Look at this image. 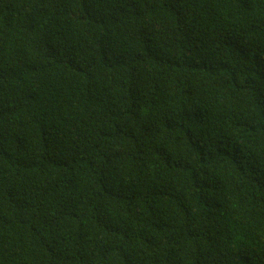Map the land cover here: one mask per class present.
<instances>
[{"label": "trees", "instance_id": "16d2710c", "mask_svg": "<svg viewBox=\"0 0 264 264\" xmlns=\"http://www.w3.org/2000/svg\"><path fill=\"white\" fill-rule=\"evenodd\" d=\"M0 264H264V0H0Z\"/></svg>", "mask_w": 264, "mask_h": 264}]
</instances>
